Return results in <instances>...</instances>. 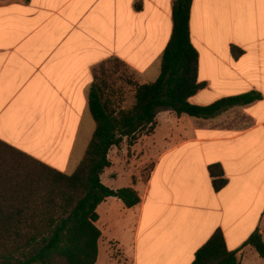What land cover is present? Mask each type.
Wrapping results in <instances>:
<instances>
[{"label": "crops", "instance_id": "0c3cea01", "mask_svg": "<svg viewBox=\"0 0 264 264\" xmlns=\"http://www.w3.org/2000/svg\"><path fill=\"white\" fill-rule=\"evenodd\" d=\"M172 3L0 0V141L73 172L95 129L91 85L115 114L132 107L136 85L160 73ZM189 33L201 84L190 103L260 98L207 118L160 109L151 133L109 149L101 182L133 188L139 202L97 206L95 264H191L217 229L241 260L249 235H264V0H192ZM216 163L227 179L218 191Z\"/></svg>", "mask_w": 264, "mask_h": 264}, {"label": "trees", "instance_id": "16d2710c", "mask_svg": "<svg viewBox=\"0 0 264 264\" xmlns=\"http://www.w3.org/2000/svg\"><path fill=\"white\" fill-rule=\"evenodd\" d=\"M192 0H173L171 37L162 53L158 77L136 85L131 108L118 114L103 105L96 83L89 91V110L95 129L84 155L71 174L62 173L0 141V264H95L101 231L95 222L97 206L109 196L125 206L139 202L131 187L111 189L100 180L111 165L108 151L123 138L133 144L151 133L160 109L177 115L207 118L221 109L250 103L260 94L223 98L209 106L189 102L197 82L198 54L190 41ZM238 56L242 50L232 46ZM11 156L8 161L6 158ZM216 191L227 179L220 164L208 167ZM264 259V241L258 230L244 242ZM191 264H240L237 250H229L217 229L195 252Z\"/></svg>", "mask_w": 264, "mask_h": 264}, {"label": "rangeland", "instance_id": "374dc122", "mask_svg": "<svg viewBox=\"0 0 264 264\" xmlns=\"http://www.w3.org/2000/svg\"><path fill=\"white\" fill-rule=\"evenodd\" d=\"M10 158H11V156L8 155L6 160L8 161V159H10ZM120 168H122L120 165H117L115 167V169H117V170H120ZM70 173H72V172H68L67 174H70ZM262 238H263V241H264V235H263ZM110 255L112 257H114V258H120V256H119L120 254L117 251H114ZM240 264H264V259H262L252 247H249V250H247L244 253L243 258H241Z\"/></svg>", "mask_w": 264, "mask_h": 264}]
</instances>
